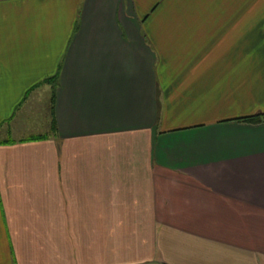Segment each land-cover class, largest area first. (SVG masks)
<instances>
[{
  "label": "crops",
  "instance_id": "crops-1",
  "mask_svg": "<svg viewBox=\"0 0 264 264\" xmlns=\"http://www.w3.org/2000/svg\"><path fill=\"white\" fill-rule=\"evenodd\" d=\"M253 116L264 0H0V264H264Z\"/></svg>",
  "mask_w": 264,
  "mask_h": 264
},
{
  "label": "trees",
  "instance_id": "trees-1",
  "mask_svg": "<svg viewBox=\"0 0 264 264\" xmlns=\"http://www.w3.org/2000/svg\"><path fill=\"white\" fill-rule=\"evenodd\" d=\"M47 81L52 84L53 89H54V86H55V83H56V76L51 78V79H48ZM261 118H264V116L263 117L262 116L246 117V118L239 119V121L240 122H247V123L257 124V123H260L262 121Z\"/></svg>",
  "mask_w": 264,
  "mask_h": 264
}]
</instances>
